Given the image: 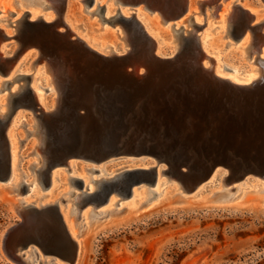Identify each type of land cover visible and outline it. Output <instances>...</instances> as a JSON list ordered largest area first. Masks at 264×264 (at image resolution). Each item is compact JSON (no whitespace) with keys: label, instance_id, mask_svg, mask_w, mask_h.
Wrapping results in <instances>:
<instances>
[{"label":"water","instance_id":"water-1","mask_svg":"<svg viewBox=\"0 0 264 264\" xmlns=\"http://www.w3.org/2000/svg\"><path fill=\"white\" fill-rule=\"evenodd\" d=\"M116 1L132 10L127 16L117 10V21L126 36L133 37L122 53L106 54L89 47L60 29L57 18L25 16L18 21L15 54L34 49L57 95L54 107L44 110L27 85L12 93L8 111L0 115V180L12 169L8 129L20 107L30 109L36 118L42 155L38 176L44 185L54 165L72 157L97 162L144 159L143 164L100 179L94 190L77 193L78 210L88 201H106L112 191L130 195L134 186L154 183L164 173L187 190L216 168L226 169L230 179L247 173L264 177V61L255 79L234 82L203 63L195 33L188 30L185 35L175 29L177 50L161 54L137 18L140 9L157 13L165 23L187 16L184 22L195 24V8L203 11L216 0H195L194 8L191 0ZM236 22L230 19L232 27ZM230 32L236 36L232 28ZM73 182L82 184L80 179ZM34 211L51 217L35 219L30 214ZM14 213L19 219L1 236L8 260L28 264L22 250L29 245L50 256V264L76 259L79 245L58 203L27 204Z\"/></svg>","mask_w":264,"mask_h":264},{"label":"rangeland","instance_id":"rangeland-1","mask_svg":"<svg viewBox=\"0 0 264 264\" xmlns=\"http://www.w3.org/2000/svg\"><path fill=\"white\" fill-rule=\"evenodd\" d=\"M16 1L0 2V63L3 67L0 68V115L8 111L12 93L25 85L44 110L54 107L57 95L51 75L45 63L37 60L34 49L15 54L17 44L13 35L22 14V10L16 8ZM42 1L49 5L35 10L29 18H57L60 29H67L71 37L83 40L102 53H122L129 48L126 29L116 18L118 9L125 16L132 10L116 0L90 3L58 0L54 3L56 9L50 6V0ZM221 1L229 4L226 10L219 11L223 20L216 16L215 5ZM194 2L191 0L193 8ZM234 4L243 10L242 17L232 27L228 15ZM11 11L16 13L10 15ZM192 17L195 24L165 23L157 13L137 10V18L155 41L157 52L175 53L178 47L175 29L185 35L190 30L197 35L203 63L216 74L239 82H246L249 75L260 74L258 59H264V52L251 51L253 44L264 40L263 0H216L203 11L195 8ZM230 28L236 36L231 34ZM244 37H248L246 41ZM6 81L10 84L3 88ZM35 124L32 111L20 107L8 129L12 169L0 180V264H16L6 258L1 247L3 231L19 219L14 207L55 202L65 213L71 231L77 236L85 232L78 237L85 255L82 264L264 263L263 176L247 173L242 178L230 179L227 170L220 168L202 184L187 190L178 179L164 173L154 183L134 186L130 195L112 191L102 203L88 201L76 216V194L96 188L91 178H108L140 162L130 158L97 162L72 157L54 165L42 188L38 176L42 155ZM88 167L106 168V171L91 173ZM71 175L79 177L81 186L70 183ZM22 182L26 183L24 192L20 191ZM227 195L243 198L226 200ZM30 214L35 219L51 217L44 211ZM22 252L28 264H50V256L36 245H29Z\"/></svg>","mask_w":264,"mask_h":264},{"label":"bare ground","instance_id":"bare-ground-1","mask_svg":"<svg viewBox=\"0 0 264 264\" xmlns=\"http://www.w3.org/2000/svg\"><path fill=\"white\" fill-rule=\"evenodd\" d=\"M3 1V0H2ZM1 0H0V2H2ZM34 2L36 1L38 4H41L42 6H44L45 7V3H44V1H42V0H33ZM48 1V0H47ZM52 3L50 4V6H52V7H54L55 8V4L54 3H57V1L58 0H50ZM34 2H33V5H35L34 4ZM49 5V4H48ZM47 5V6H48ZM228 5L229 4H224L222 1L219 3V4H217V8H216V11H217V13H216V16L217 17H219L220 18V20H223V17L221 16V12H219V11H224V10H226L227 8H228ZM51 8V7H50ZM56 9V8H55ZM232 10L230 11V13H229V15H228V18L229 19H236V20H238L239 21V19L242 17L241 16V13L240 12H238L237 10H236V6H234V5H232V8H231ZM243 10V9H242ZM253 10V9H252ZM246 11V10H245ZM254 12H256V11H258V10H253ZM247 13H248V11H246ZM249 14V13H248ZM248 16H250V14L248 15ZM184 19L185 18H181L179 21H181V22H184ZM132 38L133 37H126V39L128 40V42L129 41H131L132 40ZM247 38L248 37H244L243 38V40H247ZM255 39V38H254ZM258 40H260V38L259 39H257V41ZM254 42H256V41H254ZM254 46H253V48H252V51L251 52H264V40H260L259 41V43L257 44V45H255V44H253ZM90 47V46H89ZM96 50V49H95ZM98 51V50H97ZM157 51V50H156ZM258 61H259V63L260 64H262V61H264V60H262V59H258ZM259 64V65H260ZM263 65V64H262ZM263 68H264V66H263ZM263 68H262V71H263ZM259 70H260V68H259ZM215 73V72H214ZM259 76V75H258ZM257 77V74H252V75H249L247 78H246V82H250V81H252L253 79H255ZM230 79L232 80V81H234V82H239L238 80H236V79H234V78H231L230 77ZM37 99V98H36ZM36 125V124H35ZM12 149V148H11ZM13 160H14V158H13ZM139 162H140V164H143V161H144V159H140V160H138ZM220 168H216L213 172H212V174L213 173H215L216 171H218ZM211 174V175H212ZM210 175V176H211ZM209 176V177H210ZM208 177V178H209ZM207 178V179H208ZM104 179V178H103ZM206 179V180H207ZM206 180H204V181H206ZM39 181L44 185V183L40 180V177H39ZM69 181H70V183L71 184H74V182H73V180L72 179H70L69 178ZM203 181V182H204ZM202 182V183H203ZM201 183V184H202ZM200 185V184H199ZM193 190V189H192ZM72 192V191H71ZM70 192V194H72ZM227 198H226V200H241L242 198L241 197H238L237 198V196H232V195H227L226 196ZM261 197V196H260ZM75 200H78V198L75 196ZM261 200H263L264 201V195L261 197ZM16 208L17 207H14V212H15V210H16ZM79 211L80 210H77L76 211V216H78V213H79ZM64 218H65V221H66V223H67V226H68V228H69V231H70V233H71V236L72 237H74V239H76V241L78 242V245H79V251H78V255H77V257H76V259L72 262V263H70V264H82L83 263V261H84V258H85V255H84V251H83V246H82V249L80 248V241H79V235L81 236V235H83L82 233H85V232H82V233H80V234H78V236H77V234H75V233H73L72 231H71V229H70V226H69V223H68V221H67V217H66V215H65V213H64ZM80 249H81V251H80ZM48 261H50V258L48 259ZM55 263L56 264H69V263H65V262H61V261H58V260H55Z\"/></svg>","mask_w":264,"mask_h":264},{"label":"flooded vegetation","instance_id":"flooded-vegetation-1","mask_svg":"<svg viewBox=\"0 0 264 264\" xmlns=\"http://www.w3.org/2000/svg\"><path fill=\"white\" fill-rule=\"evenodd\" d=\"M33 2H34L33 0H17L15 2L16 3V8L22 10V14H21L20 19L22 17L28 16L29 14L33 13L35 10H40V9H44V8L47 7V5H45V7H44L41 4H38L36 1L34 2L35 5H33ZM14 13H16V11H11L10 15H14ZM1 20H4V19H1ZM7 20H8V22H11V21H9V19H7ZM225 68L226 69H231L230 67H225ZM9 84H10V81H6L3 88L8 87ZM75 170H78V168L75 167ZM88 170L91 173H95V172H98V171H106V168L88 167ZM69 178L72 179V180L79 179V177L76 176V175H71ZM100 179H103V176H101L100 178H91V181L97 182ZM21 184H22L23 187L22 188L20 187V191L24 192V190H25L24 186H26V183L22 182ZM41 185H42V188L45 187V185H43L42 183H41Z\"/></svg>","mask_w":264,"mask_h":264}]
</instances>
